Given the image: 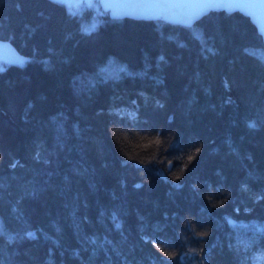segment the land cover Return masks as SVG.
Masks as SVG:
<instances>
[{
  "label": "trees",
  "instance_id": "obj_1",
  "mask_svg": "<svg viewBox=\"0 0 264 264\" xmlns=\"http://www.w3.org/2000/svg\"><path fill=\"white\" fill-rule=\"evenodd\" d=\"M91 14L0 0V264H264L256 24Z\"/></svg>",
  "mask_w": 264,
  "mask_h": 264
},
{
  "label": "water",
  "instance_id": "obj_2",
  "mask_svg": "<svg viewBox=\"0 0 264 264\" xmlns=\"http://www.w3.org/2000/svg\"><path fill=\"white\" fill-rule=\"evenodd\" d=\"M99 3L114 18L162 19L185 25H193L212 10L241 11L251 17L264 39V0H99ZM0 54L14 63L30 58L5 39H0Z\"/></svg>",
  "mask_w": 264,
  "mask_h": 264
},
{
  "label": "rangeland",
  "instance_id": "obj_3",
  "mask_svg": "<svg viewBox=\"0 0 264 264\" xmlns=\"http://www.w3.org/2000/svg\"><path fill=\"white\" fill-rule=\"evenodd\" d=\"M65 3L69 10L77 13H83L84 9L90 8L92 11L91 15H87L88 18L91 16V22L86 25V30H91L97 26L99 23L101 16L103 14V9L99 3V0H58ZM6 60L0 54V66H4Z\"/></svg>",
  "mask_w": 264,
  "mask_h": 264
},
{
  "label": "snow or ice",
  "instance_id": "obj_4",
  "mask_svg": "<svg viewBox=\"0 0 264 264\" xmlns=\"http://www.w3.org/2000/svg\"><path fill=\"white\" fill-rule=\"evenodd\" d=\"M253 126H254V125H253ZM156 142L158 143L159 141L157 140ZM195 151H196V153H199L200 149H199V148H196ZM187 159H188L189 161L192 160V159H193V155H189V156L187 157ZM169 163H171V162H169ZM137 187H139V185H137ZM222 203H223V202H222ZM197 235H198V237H204V236L207 235V233H206V232H200V233H198ZM150 242L154 245V247H155L156 249H158V250H160V251H164L163 248H161V243H160V242H157L156 240H151ZM164 255H165V256H168L169 259H172V257H173V254H172V253H169V252H165ZM181 258H182V257H181Z\"/></svg>",
  "mask_w": 264,
  "mask_h": 264
},
{
  "label": "bare ground",
  "instance_id": "obj_5",
  "mask_svg": "<svg viewBox=\"0 0 264 264\" xmlns=\"http://www.w3.org/2000/svg\"><path fill=\"white\" fill-rule=\"evenodd\" d=\"M18 50V49H17ZM19 51V50H18ZM20 52V51H19ZM22 53V52H21ZM22 54H24V53H22ZM24 55H26V54H24ZM28 56V55H27ZM261 255L264 257V253H261Z\"/></svg>",
  "mask_w": 264,
  "mask_h": 264
}]
</instances>
